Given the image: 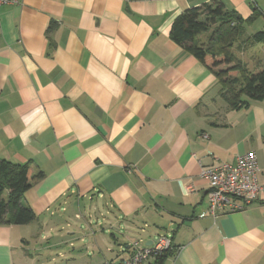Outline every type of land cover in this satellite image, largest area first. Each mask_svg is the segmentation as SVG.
<instances>
[{"label": "crops", "instance_id": "obj_1", "mask_svg": "<svg viewBox=\"0 0 264 264\" xmlns=\"http://www.w3.org/2000/svg\"><path fill=\"white\" fill-rule=\"evenodd\" d=\"M209 1L0 5V159L43 173L22 195L35 218L0 224V264L117 262L161 236L163 264H264V199L206 214L201 167L251 150L264 185V96L231 109L214 70L170 38ZM218 1L263 51L262 67L241 62L264 70V0Z\"/></svg>", "mask_w": 264, "mask_h": 264}, {"label": "trees", "instance_id": "obj_2", "mask_svg": "<svg viewBox=\"0 0 264 264\" xmlns=\"http://www.w3.org/2000/svg\"><path fill=\"white\" fill-rule=\"evenodd\" d=\"M241 23L239 15L226 10L220 1L210 0L186 8L170 28V38L176 44L214 70L221 82V95L231 109L247 105L244 97L264 96V70L249 71L232 51L237 40L248 41L241 38ZM200 34H207L205 42L196 39ZM253 41H264V32L256 33ZM221 65L227 67L217 69ZM42 176L41 171L32 175L29 163L0 159V224H27L35 218L33 209L22 202V195L33 180ZM165 253L156 258L155 264H163Z\"/></svg>", "mask_w": 264, "mask_h": 264}, {"label": "built area", "instance_id": "obj_3", "mask_svg": "<svg viewBox=\"0 0 264 264\" xmlns=\"http://www.w3.org/2000/svg\"><path fill=\"white\" fill-rule=\"evenodd\" d=\"M20 0H0V5L18 4ZM258 164L254 151L236 155L232 162H217L200 168V176L207 182L206 214L236 212L264 199V185L257 181ZM171 248V240L161 236L150 244L134 240L127 258L103 264H149L148 261Z\"/></svg>", "mask_w": 264, "mask_h": 264}, {"label": "rangeland", "instance_id": "obj_4", "mask_svg": "<svg viewBox=\"0 0 264 264\" xmlns=\"http://www.w3.org/2000/svg\"><path fill=\"white\" fill-rule=\"evenodd\" d=\"M261 27L258 26H252L250 27L251 32L260 30ZM207 35V34H205ZM207 39V38H206ZM206 41V40H205ZM242 41V40H241ZM240 40L236 42V44L233 46L232 51L236 54V56L242 61L246 62L247 66L249 68H256V67H262V64L260 65V62H262L259 59H262L263 51L261 48L255 46H252L251 43L247 42H241ZM238 45V46H237ZM250 56V57H249ZM254 57V58H253ZM245 64V65H246ZM227 66L221 65L219 68H226ZM236 73V72H235ZM233 75V74H231Z\"/></svg>", "mask_w": 264, "mask_h": 264}, {"label": "water", "instance_id": "obj_5", "mask_svg": "<svg viewBox=\"0 0 264 264\" xmlns=\"http://www.w3.org/2000/svg\"><path fill=\"white\" fill-rule=\"evenodd\" d=\"M151 242H152V241H151ZM151 242H150V243H151ZM150 243H147V244H150Z\"/></svg>", "mask_w": 264, "mask_h": 264}]
</instances>
